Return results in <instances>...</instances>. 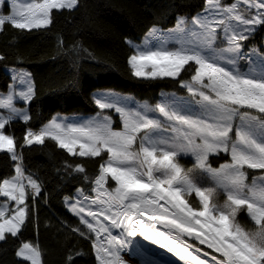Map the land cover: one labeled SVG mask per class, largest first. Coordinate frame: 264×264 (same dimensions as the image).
Returning <instances> with one entry per match:
<instances>
[{
  "label": "snow or ice",
  "instance_id": "obj_1",
  "mask_svg": "<svg viewBox=\"0 0 264 264\" xmlns=\"http://www.w3.org/2000/svg\"><path fill=\"white\" fill-rule=\"evenodd\" d=\"M5 3L10 14H2ZM77 6L78 0H0V31L6 23L21 30L40 29L51 24L52 10ZM184 23L178 19L172 30L189 34V39L176 38L179 47L169 48V41L152 28L147 36L159 41L158 46L137 47L127 63L134 77L144 79H176L186 65L194 64L191 82L178 81L189 94L188 111H181L175 102L149 107L131 101L129 107L119 98L102 96L95 99L100 111L87 121L65 123L53 118L23 137V146L44 144L50 138L74 157L107 154L94 180L95 198L79 190L82 199L71 205L87 228V232L73 231L87 238L95 234L92 247L98 264H126L122 253L138 235L182 264H264V183H247V170H264V72L237 67L238 61L249 58L243 42L264 26V0H234L230 5L206 0L204 13L191 22L194 27L185 28ZM18 78L26 84L18 92L19 102H31V77L20 72ZM15 96L0 98V110L8 113L0 115V151L17 162L16 175L0 183V196L16 205L10 212L8 204L0 205V241L7 239L6 234L17 237L25 224L30 211L26 188L33 190V200L40 193L37 182L23 174L14 136L5 133L16 117L29 121L26 110L15 106ZM107 110L118 114L122 130H113ZM221 153L229 154L230 162L213 168L210 155ZM181 154L195 157L192 168L180 165ZM74 171L84 173L85 168L77 164ZM200 173L210 176L214 184L198 186L195 177ZM109 178L115 182L114 189L106 187ZM260 179L264 181V176ZM193 192L198 206L186 199ZM221 193L226 198L217 204ZM241 210L254 222L249 230L237 221ZM16 255L41 264V253L30 243H24Z\"/></svg>",
  "mask_w": 264,
  "mask_h": 264
},
{
  "label": "trees",
  "instance_id": "obj_2",
  "mask_svg": "<svg viewBox=\"0 0 264 264\" xmlns=\"http://www.w3.org/2000/svg\"><path fill=\"white\" fill-rule=\"evenodd\" d=\"M205 4L206 0H78L73 9L52 10L51 24L46 27L21 30L8 23L3 26L0 95L12 81L9 66L28 68L34 88V98L27 102L29 121L15 118L5 130L14 136L16 151L25 169L39 181L40 193L33 200L28 191L30 211L17 237L6 234L7 239L0 241V264H31L16 255L26 241L37 245L42 264H98L92 247L94 234L87 238L73 231L87 232V228L67 208L65 198L78 188L86 195L95 194L94 180L107 154L74 157L50 138L44 144L23 146V137L29 129L42 128L55 112L97 110L92 95L97 87L131 92L151 102L158 99L161 89L181 90L178 81L194 74V64L186 65L176 79L136 78L127 63L134 53L127 38L141 37L154 24L173 25L179 14H194ZM10 156L0 151V183L15 172L16 162ZM228 159L224 153L209 157L213 165ZM77 164L85 168L84 173L74 171ZM186 199L192 206L199 204L194 193ZM237 218L246 230L254 227L245 210Z\"/></svg>",
  "mask_w": 264,
  "mask_h": 264
},
{
  "label": "rangeland",
  "instance_id": "obj_3",
  "mask_svg": "<svg viewBox=\"0 0 264 264\" xmlns=\"http://www.w3.org/2000/svg\"><path fill=\"white\" fill-rule=\"evenodd\" d=\"M20 2H22V3H31V2L41 3L42 0H20ZM221 2L224 5H230L231 3L234 2V0H221ZM205 7H206V4L202 9L198 10L194 14H187V13L179 14L177 16L176 22L173 25H170L168 27H162L158 24H154L139 38L134 39L132 37H128L127 38L128 43L130 45H132L134 48L133 54H135L137 47H139L142 50H147L148 48L154 49L155 47L158 46L159 41L152 39V38L147 36L148 32L152 28L157 29V35L158 36H160L164 39H167L169 41V43H168L169 48L179 47V45L176 44V38L177 37H179L181 35H183L185 39H189L190 37H189V34L187 32L181 34V33L172 31L176 28L178 19L184 20V22H185L184 27L185 28L194 27V26H192V23H191L193 18L196 17L198 14L204 13ZM241 7L243 8L244 6L241 5ZM2 14H10V7H9L8 3H5V5L3 6ZM146 39L148 40V43H145ZM243 43L245 46L243 51L249 54V58L246 60L238 61L237 67L240 68V70L244 71V72H248L249 68H253L255 74H260V73L264 72V59H262V54H264V26H258L256 28V30L254 31V33L249 37V39L245 40ZM253 51L256 52L255 55H252ZM8 70L11 73L12 81L10 82L8 89L1 93L0 98H4L8 94L15 93L16 94L15 106L18 109L26 110V112L28 114L27 103L19 102V99H18V92L20 90L26 89V84H21L19 82L18 74L20 72L27 73L31 77V82L33 84L31 72L29 71L28 68L20 67V66H9ZM14 76L17 77V79L14 80L13 79ZM182 81L191 82V77L188 79L182 80ZM92 95H93L94 99L100 98L102 96H105L107 98H113V99L119 98L121 103L126 104L129 107L132 106L131 101H134L136 104H141V105L146 104L149 107H154L156 103L175 102L176 106L179 107L181 109V111H188L191 107L186 102L189 94H188L187 90L183 87L181 90L161 89L158 93V99L155 102H151L148 99L139 98L134 93L118 90V89H115L112 87H97L92 91ZM98 111H100V110L97 109L95 111H89V112H85V111L59 112L58 111V112L54 113L52 118L47 123H45L42 126V128L46 124L50 123L53 118H56L58 121H62L65 123H83V122L87 121L88 119L96 116ZM7 114H8L7 110H0V115H7ZM105 114H109L112 116L113 130H117V131L122 130V122L118 119V114H116L113 110H107L105 112ZM16 118H20V117H16ZM40 129H37V130L29 129V130H31L33 132H38ZM5 133L11 134V133L7 132L6 130H5ZM230 159L231 158L229 155V159L226 161H222L220 164L213 165L210 161H209V163L211 164V166L213 168H219L221 164L230 162ZM18 162L22 163L24 176L25 177L31 176V178L33 180H35L37 182V184L40 186V183L37 180L36 176L32 172H28L25 169L22 161H18ZM179 163L185 169L192 168L194 163H195V157L192 156L191 154H187V155L181 154V156L179 157ZM247 171H248L247 183L249 185H251L254 180L258 185L264 183V181H262L260 179L262 176H264V170H247ZM28 173L30 175H28ZM14 176L15 175H13L12 177L7 178V179H11ZM195 179H196L198 186H212L214 184L211 177L208 176L207 174H204V173H200V174L196 175ZM109 180L111 181L110 178H109ZM24 183L26 185L28 184L27 179L24 180ZM106 187H109L110 189H114L115 182L111 181V184H107ZM29 190L33 193V190L31 189V187L28 186L26 188V198H27V193ZM79 190H81V189L78 188L72 195L67 196L65 198L66 206L71 212H73L71 210V205L73 203H77L78 199H82L78 196ZM95 196H96V193L94 195H91V197H93V198H95ZM225 198H226L225 195L223 193H221L217 197L216 203L217 204H223ZM5 203L9 205V212L11 211L10 207H12V206H13V208L16 207L15 202L8 201L7 198L0 196V205L5 204ZM79 206L80 205L77 204V207H79ZM245 212H246V210H245ZM73 213L76 216H78L75 212H73ZM79 219H80V217H79ZM237 221L241 224L242 227L245 228V226L241 220H239L237 218ZM118 232H119V230H117V231L113 230L114 235L118 234ZM94 239H95V234H94ZM133 239L135 241L133 246L129 250H126L122 253L123 260L126 262V264H182V262H179L176 257L172 256L171 253H168L166 249H164L166 251L165 254H160V253L153 252L151 250L149 251V250L145 249L144 248L145 246L142 242L141 236L138 235L137 237H135ZM24 243H30L33 246L37 247V245L35 243H33L31 241H26V242L22 243V245L18 248V251L22 248ZM200 247L202 249H204L205 251L211 252V250L206 249V246H200ZM21 258H23V257H21ZM201 258H205V257H203V255H202ZM40 261H41V256H40ZM41 264H42V261H41Z\"/></svg>",
  "mask_w": 264,
  "mask_h": 264
},
{
  "label": "bare ground",
  "instance_id": "obj_4",
  "mask_svg": "<svg viewBox=\"0 0 264 264\" xmlns=\"http://www.w3.org/2000/svg\"><path fill=\"white\" fill-rule=\"evenodd\" d=\"M141 238H142V242H143V244H144V246H145V248L147 250H149V251L151 250L153 252H157V253H160V254H165L166 253V251L164 249L159 248L158 245H154L150 241L144 240L143 237H141Z\"/></svg>",
  "mask_w": 264,
  "mask_h": 264
},
{
  "label": "crops",
  "instance_id": "obj_5",
  "mask_svg": "<svg viewBox=\"0 0 264 264\" xmlns=\"http://www.w3.org/2000/svg\"><path fill=\"white\" fill-rule=\"evenodd\" d=\"M13 175H16V172H14V174H12L11 176H9V177H7V178H10V177H12ZM28 175H30L29 173H28ZM7 178H5V179H7ZM13 208V206L12 207H10V209H12Z\"/></svg>",
  "mask_w": 264,
  "mask_h": 264
},
{
  "label": "water",
  "instance_id": "obj_6",
  "mask_svg": "<svg viewBox=\"0 0 264 264\" xmlns=\"http://www.w3.org/2000/svg\"><path fill=\"white\" fill-rule=\"evenodd\" d=\"M142 244V243H141ZM144 247V246H143ZM145 248V247H144ZM146 249V248H145Z\"/></svg>",
  "mask_w": 264,
  "mask_h": 264
}]
</instances>
